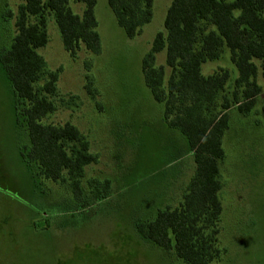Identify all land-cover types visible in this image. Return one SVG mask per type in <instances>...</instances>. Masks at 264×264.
<instances>
[{"label": "rangeland", "instance_id": "obj_1", "mask_svg": "<svg viewBox=\"0 0 264 264\" xmlns=\"http://www.w3.org/2000/svg\"><path fill=\"white\" fill-rule=\"evenodd\" d=\"M152 18L128 38L107 0H96L100 37L97 55L81 45L76 58L64 50L60 33L46 13L48 41L38 49L50 71L60 70L56 109L43 123L73 124L88 140L97 161L84 168L83 199L67 185L32 175L19 156L27 137L14 121L12 94L0 69V264H183L136 230L159 208L177 206L193 174L184 136L163 119V104L145 85L141 60L150 49L171 0H152ZM22 0H0V48L9 46ZM81 14L83 5L69 0ZM9 13V14H8ZM12 14L10 17L9 15ZM165 68L164 51L155 58ZM88 65V68L87 66ZM229 77L223 95L231 98L237 70L226 47L218 60L202 66ZM93 95L85 85L88 80ZM248 116L232 106L218 162L222 207L218 245L225 252L213 264H264V80ZM222 94L218 96L220 105ZM173 115L170 116L172 118ZM105 185H107L105 187ZM83 205V203H85Z\"/></svg>", "mask_w": 264, "mask_h": 264}, {"label": "trees", "instance_id": "obj_2", "mask_svg": "<svg viewBox=\"0 0 264 264\" xmlns=\"http://www.w3.org/2000/svg\"><path fill=\"white\" fill-rule=\"evenodd\" d=\"M73 1L83 5L81 14L71 10L69 0H22L11 43L0 48V69L11 88L15 124L27 137V143L19 146L20 158L32 175L67 185L79 201L83 199L80 179L84 168L97 158L70 122H42L56 109L50 97L56 93L60 70H48L37 51L48 41V13L71 58H76L81 45L94 55L101 52L96 0ZM152 2L107 0L128 38L150 22ZM163 27L165 33L155 34L141 60V72L153 99L163 104L166 125L184 136L194 171L177 206L159 208L151 219L138 222L136 230L166 253L173 252L183 264H213L225 252L218 245L222 213L218 162L224 158L227 111L236 106L248 116L261 93L257 76L260 73L264 80V0H171ZM223 47L237 70L231 98L223 95L227 70L202 73L203 64L218 60ZM162 51L171 70L167 79L164 66L155 63ZM87 80L85 87L93 95Z\"/></svg>", "mask_w": 264, "mask_h": 264}]
</instances>
